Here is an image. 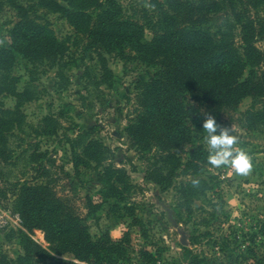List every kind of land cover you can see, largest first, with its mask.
<instances>
[{
  "label": "trees",
  "instance_id": "obj_1",
  "mask_svg": "<svg viewBox=\"0 0 264 264\" xmlns=\"http://www.w3.org/2000/svg\"><path fill=\"white\" fill-rule=\"evenodd\" d=\"M148 2L149 9L128 13L115 0H0V9L7 4L15 11L8 27L9 42L0 44V71L7 72L16 54H20L31 61L45 59L50 65L57 64L60 73L68 44L39 10L58 13L86 38L87 47L97 52L104 70L108 68L102 50L153 66L152 75L139 85L142 110L124 129L142 157H153L145 177L164 190L178 174L195 173L207 161V153L200 145L186 160L182 159L181 153L192 139L191 119L197 118L188 106V98L211 115L235 108L245 96L264 98V49L256 44L259 36L264 38V0ZM216 17L219 22L213 24ZM9 91L16 97L17 106L31 97L27 88L16 90L12 86ZM2 111L23 116L18 107ZM247 116L249 127L264 125V104ZM44 120L43 133H53L56 121L48 115ZM12 123L0 114V161L8 157L3 132ZM74 141L79 147L72 150L74 169L80 165L95 169L101 198L94 201L86 196V212L81 214L49 181L26 179L13 183L12 189L17 186L12 212L19 214L24 227H17L23 252L17 256L16 264H119L127 256V232L113 237L106 230L93 237L87 222L88 216L105 203L111 207L120 202L125 205L132 188L127 170L112 162L104 163L109 147L98 137H89V130L79 132ZM194 179L200 181L199 187L192 186ZM209 188L202 177L181 183L177 189L180 205L191 212L193 199H205ZM177 209L179 215L181 209ZM128 214L137 221L132 207ZM38 230L43 232L46 245L31 236ZM182 247L188 264H200L191 248ZM67 252L81 262L64 259L61 255ZM11 261L0 250V264H12ZM254 264H264V255L256 256Z\"/></svg>",
  "mask_w": 264,
  "mask_h": 264
},
{
  "label": "rangeland",
  "instance_id": "obj_2",
  "mask_svg": "<svg viewBox=\"0 0 264 264\" xmlns=\"http://www.w3.org/2000/svg\"><path fill=\"white\" fill-rule=\"evenodd\" d=\"M115 1L128 13L150 8L148 0ZM38 12L59 37L66 39L68 49L61 60L60 73L57 64L50 65L45 59L31 61L20 54H16L7 72L0 71V114L13 122L3 132L8 157L0 161V209L12 212L17 186L12 189L13 183L32 179L49 181L58 194L68 197L85 214V198L100 200V184L93 167L80 165L75 170L71 155L73 149L79 150L74 141L78 133L89 130V137H98L109 147L104 163L125 167L132 183L125 205L120 202L111 207L105 203L87 218L93 237L106 230L113 237L127 232V256L119 264H188L180 233L169 219L167 207L172 208L179 226L187 231L185 246L197 254L200 264H254L256 256L264 255V125L249 127L247 114L261 108L264 98L245 96L235 108L212 115L218 124L233 128V134L239 137L237 147L252 157L249 176H238L228 167L213 168L206 161L195 173L178 174L162 190L145 177L153 157H142L124 129L142 110L139 85L152 75L154 67L102 50L108 68L104 70L97 52L87 47L86 38L63 17L55 12ZM14 14L7 4L0 9V44L9 42L8 27ZM218 22L219 17L212 20L213 24ZM235 40L240 43L238 36ZM256 44L264 49V38L259 36ZM12 86L16 90L27 88L30 99L17 106L16 97L9 91ZM187 102L197 118L191 119L192 139L185 145L182 159L186 160L197 145L208 157L203 129L208 113L196 100L188 98ZM16 107L22 117L2 111ZM45 115L57 124L51 134L42 131ZM192 177L205 178L210 188L205 199H193L192 211L188 213L185 205H180L177 189ZM130 207L137 221L128 214ZM177 208L181 209L179 215ZM33 235L47 244L42 231ZM0 250L16 264L17 256L23 252L19 228L7 225L0 229ZM61 256L81 262L72 253Z\"/></svg>",
  "mask_w": 264,
  "mask_h": 264
},
{
  "label": "clouds",
  "instance_id": "obj_3",
  "mask_svg": "<svg viewBox=\"0 0 264 264\" xmlns=\"http://www.w3.org/2000/svg\"><path fill=\"white\" fill-rule=\"evenodd\" d=\"M206 133L204 142L208 147L207 163L213 168L228 167L238 176L247 177L253 170L252 157L243 148L237 147L239 137L233 134V128L217 123L214 116L206 114L203 121ZM193 187H199L200 181H191Z\"/></svg>",
  "mask_w": 264,
  "mask_h": 264
},
{
  "label": "built area",
  "instance_id": "obj_4",
  "mask_svg": "<svg viewBox=\"0 0 264 264\" xmlns=\"http://www.w3.org/2000/svg\"><path fill=\"white\" fill-rule=\"evenodd\" d=\"M7 225H11L12 227H15V228H17V227L24 228L22 225L21 218H20L18 213L7 212L6 210L0 209V228L5 227ZM31 236L35 240L41 242L40 240L35 238V236L33 234H31Z\"/></svg>",
  "mask_w": 264,
  "mask_h": 264
},
{
  "label": "water",
  "instance_id": "obj_5",
  "mask_svg": "<svg viewBox=\"0 0 264 264\" xmlns=\"http://www.w3.org/2000/svg\"><path fill=\"white\" fill-rule=\"evenodd\" d=\"M168 210V217L171 220L172 224L174 226H176V229L178 230V232L180 233V242L183 245H188V239H187V231L185 229H183L181 226H179L178 221L176 219V217L174 216L173 212H172V208L167 207Z\"/></svg>",
  "mask_w": 264,
  "mask_h": 264
}]
</instances>
